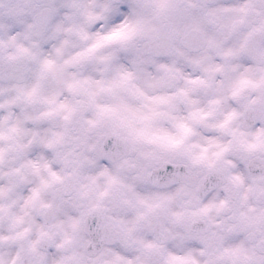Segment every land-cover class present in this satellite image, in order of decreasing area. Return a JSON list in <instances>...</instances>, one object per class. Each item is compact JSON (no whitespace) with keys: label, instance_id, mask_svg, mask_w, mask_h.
Wrapping results in <instances>:
<instances>
[{"label":"clouds","instance_id":"clouds-1","mask_svg":"<svg viewBox=\"0 0 264 264\" xmlns=\"http://www.w3.org/2000/svg\"><path fill=\"white\" fill-rule=\"evenodd\" d=\"M0 264H264V0H0Z\"/></svg>","mask_w":264,"mask_h":264}]
</instances>
